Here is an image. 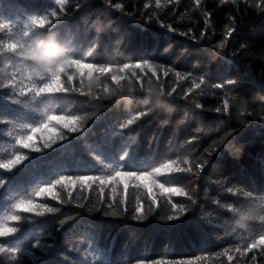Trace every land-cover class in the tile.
I'll return each instance as SVG.
<instances>
[{"label": "trees", "instance_id": "1", "mask_svg": "<svg viewBox=\"0 0 264 264\" xmlns=\"http://www.w3.org/2000/svg\"><path fill=\"white\" fill-rule=\"evenodd\" d=\"M78 2L81 3V7L75 10L73 16L66 18L59 28L62 39L70 47H77L84 52L89 44L94 42L97 29L103 28V25H98L96 29L90 27L97 17L105 23L109 19L113 20L115 22L113 27L117 29L110 34V40L94 57L86 58L88 61L111 62L113 67H119L125 62H134L130 61L129 57L137 56L141 51L145 54L154 52L157 57L156 62H162L167 66L176 61L174 71L185 75L192 72L193 76H204L207 73L206 79L209 83H221L225 85L226 90L234 89L247 97L261 93L254 83V78H264V14H256L251 8L245 12L243 0L239 4H232L231 0L227 4H221L220 0H202L203 10L211 13L207 28L204 25L203 11L195 5L194 0H180L175 8L167 0H160L162 6L155 8V0H151L149 9L143 8V4L149 0H112L113 4L123 2L126 10L135 12V20L123 17L122 13L105 4L103 0H70V3ZM141 12L144 13L143 18ZM148 15H152L151 21L147 20ZM229 17L237 20L238 34L233 33L235 39L229 37L225 48L220 50L215 46L224 39L225 29L231 23ZM85 19L88 20V25L84 24ZM157 19L171 24L178 32H189L191 29L189 35H199L203 32L204 37L199 44H196L185 36L160 28L155 22ZM124 33L130 34V46L124 43L122 35ZM4 42L6 38L0 33V43ZM242 44L246 46L244 49L240 47ZM165 48L169 51L160 56ZM234 51L238 53L237 57H233ZM5 55L9 54L5 53ZM14 60V57H10V61ZM5 63L4 58L0 57V68H4ZM12 71L11 67L7 69L9 73ZM135 71L140 70L135 69ZM131 72L132 70L129 69L122 74L128 78L121 81L122 84H127L129 79L135 84L136 78L132 77ZM97 75L93 74L92 79L99 94L103 77L96 80ZM152 79L154 86L157 78ZM159 79L165 82L166 91L170 87H176L177 92H181L190 85V80H183L172 74L168 77L161 74ZM228 80H237L239 84L230 86L227 84ZM107 83L110 89L116 87L111 84L110 78ZM140 83L145 89L149 87L147 77ZM78 84L79 80L75 79L71 87H76ZM135 86L139 88L140 85ZM7 91L0 89V98ZM119 96L123 99L95 100L80 96L78 92L70 93L68 101L63 105L65 111L80 114L96 111L98 118H94V125L93 121L85 125L86 132L79 138H71L70 141L63 142L62 148L57 145V150H49L39 171L44 174L64 172L100 175L125 148L135 155L137 161H150L153 164L169 156L176 158L189 153L191 158L195 159L206 154V150L214 141L233 128L241 129L235 141L240 154L238 157L234 155L235 149H233L224 152L219 158L214 157L217 160L216 165L206 169L207 174L202 173L201 180H196L191 174H175L184 176L183 184L195 187L194 199H196V204L192 205L191 201L183 196L172 197L173 202H182L188 207L184 217L185 224L179 229L170 228L167 222L154 213L143 221H136L130 217L127 220L115 219L110 216L105 217L95 210L89 211L88 209H92L96 204L95 198L98 192L96 185H93L96 191L86 189L83 193L88 197L85 209L76 208L74 202L61 206L56 201L45 198L43 202L49 206L60 207L61 212L48 213L44 217L24 214L27 218L21 221L23 233L30 238L40 236L42 240L52 242L47 233L54 230L57 221L65 215L79 212L80 215L72 222L76 225L74 231L64 234L55 233L56 244L63 255L68 257L64 264H73L74 259L81 258L79 254L69 251L70 243L75 242L77 246L86 249L94 239L110 241L109 258L114 264H125L126 261L132 264L136 259L144 257L195 260L197 256L204 257L198 264H229L227 255H217L225 248L233 249V253H230L233 255L231 264H237L238 261L239 264H249L247 257L252 253H247L246 257L241 258L234 250L250 235L258 233L261 224L253 223L247 229L236 228L232 214L227 211V205L236 201L243 202L246 199L244 192L256 196L264 194V128L260 126L258 120L247 117L251 122L247 126H242L235 117L229 120L228 117L217 118L212 113H205L206 119L202 122L188 110L184 100L177 99L172 105L174 111L170 115L154 111L152 115L141 118L138 129L133 133L135 141L132 142L128 135H113L115 128L138 111L146 110V105H154V101L149 102L145 99L147 91L119 93ZM197 99L212 106L216 96L205 94L198 96ZM128 101H131V106H126ZM8 107L9 114L16 109L15 105L9 104ZM163 121L167 123L164 124ZM89 125L93 126L89 127ZM133 128L137 126L134 125ZM197 129L201 130L197 131ZM194 136L197 138L193 140ZM189 140L192 142L186 143ZM5 141L6 137L0 133V149L6 147ZM110 187L105 188L106 196L111 194ZM229 188L237 194L233 196L228 191ZM78 192L79 188H76L73 196ZM117 192L119 199L123 195L122 185ZM64 195L66 196V193ZM137 196L144 201L146 211L147 194L143 189L136 190L131 187L128 191L129 200L132 202L129 205L130 209ZM112 210L114 209L109 211ZM5 211L6 208L0 200V218ZM157 211L163 216L168 209L158 208ZM24 246L27 248V244ZM63 255L60 259H63ZM91 259L92 257L89 256V260ZM25 260L27 264H35V261L27 256ZM0 262L13 264L10 259L3 256H0Z\"/></svg>", "mask_w": 264, "mask_h": 264}, {"label": "snow or ice", "instance_id": "2", "mask_svg": "<svg viewBox=\"0 0 264 264\" xmlns=\"http://www.w3.org/2000/svg\"><path fill=\"white\" fill-rule=\"evenodd\" d=\"M105 4L122 13L123 17L129 20H135L136 14L133 11L126 10L123 2L112 3V0H103ZM175 8L180 0H167ZM241 0H231L232 4H239ZM195 5L203 11L205 17L204 25L207 28L210 24V12L202 8V0H194ZM221 4L229 3V0H220ZM244 10L247 12L251 8L256 14H264V0H243ZM160 0H155V8H160ZM81 7V3H70V0H6L0 2V33H3L6 42L0 43V57L6 61L4 68L13 69L8 72V76L3 82H0V89H7L6 94L0 98V133L6 137V147L0 149V200H2L6 211L0 218V256L10 259L13 264H27L25 256L35 261V264H64L68 259L63 255L62 250L56 244L55 233H67L74 231L76 225L72 222L80 215L77 212L74 215H65L60 218L53 231H49L47 236L52 242L42 240L40 236L30 238L25 235L21 228V221L27 217L24 214H32L35 217H44L46 214H56L61 212L60 207L49 206L43 202L45 198L56 201L57 204L64 206L74 202L76 208L85 209V202L88 197L83 195L86 189L96 191V204L89 211L95 210L105 217L127 220L129 217L136 221H143L153 213L169 224L170 228L179 229L185 224V213L188 207L182 202H173V196H183L192 205L196 204L194 199L195 187H190L182 183L184 176L175 174H191L196 180L203 179L206 169L214 167L217 163L215 158H219L224 152L230 149L239 150L236 146V138L241 129L233 128L214 141L212 146L206 150V154L191 158V153L172 158L169 156L157 164L150 161H137L135 155L125 148L114 158L109 166L105 168L103 174H68L64 172H55L44 174L39 169L44 162L45 156L49 150H57L56 146L62 148L63 142L70 141L71 138H79L86 132L85 125L89 121L95 123L94 118H98L96 111L80 114L72 111H65L63 105L68 101L69 94L78 92L80 96L90 97L95 100L109 99L117 93L125 92H145L152 94L158 89L166 98V102L173 105L177 99L186 102L188 110L198 117L202 122L206 119L205 113H212L217 118L233 117L230 104L234 100V89L226 90L225 85L221 83H209L204 76H193L192 72L185 75L182 72L174 71L176 61L170 65L162 62H156L157 57L154 52L130 56L129 60L134 62H125L119 67H113L111 62H103L86 58L94 57L98 50L102 49L107 41L110 40V34L117 31L113 27L114 21L109 19L106 23L99 17L92 22L90 27L103 25L105 31L103 34L96 31L97 35L94 42L90 43L84 52L77 47H70L61 37L59 28L65 19L74 15L75 10ZM151 7V0L143 4L144 9ZM144 13L141 12V18ZM152 15H148L147 20L151 21ZM231 23L227 26L224 33V39L215 46L220 50L225 48L229 37L233 33L238 34L239 24L236 19L229 17ZM160 28L167 32L177 33L199 44L204 34L189 35V32H178L171 24L155 21ZM84 24L88 25L87 19ZM43 30V31H41ZM125 45L130 46V34H122ZM55 37L65 49V65L59 69L49 70L47 75L39 78H33L31 73L36 71L34 65L28 63L25 57L31 53H38L46 41ZM235 39V37H233ZM241 49L246 46L241 45ZM169 51L165 48L159 55L163 56ZM5 53L9 55H5ZM233 57L238 53L233 52ZM14 57V61H10ZM179 59V57L177 58ZM225 59H227L225 57ZM71 69V71H69ZM131 69L132 77H135V84L128 80L127 84H122L127 78L122 75L126 70ZM135 69H139L136 72ZM151 75L148 76L147 74ZM93 74H98L96 80L101 81L102 88L98 94L95 90V81ZM161 74L168 77L169 74L183 79L190 80V85L177 92L176 87H170L165 90L164 81L159 79ZM66 77V79H63ZM147 77L149 87L144 88L140 83ZM157 78L153 86V79ZM110 78L111 84L115 88L109 87L107 83ZM75 79L79 80L76 87H71ZM87 79V83H85ZM254 83L261 92H264V78H254ZM139 84V88L135 85ZM230 86H238L237 80H228ZM204 86V87H202ZM174 93L176 95L174 96ZM195 93V95H193ZM205 94L215 95L216 101L212 106L206 105L197 99L198 96ZM240 94V93H239ZM15 105L16 109L9 114L8 105ZM154 113L153 105H146V110H140L135 115L120 122L115 128L113 135L125 134L130 136L139 127L138 122L141 118L148 117ZM254 119V118H253ZM255 120V119H254ZM251 121H249L250 123ZM262 128L264 122L257 121ZM89 125V127L93 126ZM136 125L137 128H133ZM242 126H244L241 123ZM201 129H197L200 131ZM193 137L192 139H196ZM134 142L135 138H131ZM192 141H186L191 143ZM130 148V144H129ZM36 154V155H34ZM164 178V179H161ZM96 185V189H93ZM123 186V195L117 199V189ZM110 187V195H105V188ZM129 187L136 190L143 189L147 194L148 201L145 211L144 201L137 196L131 209L132 203L128 197ZM79 188L76 196L73 191ZM228 191L235 196L237 194L232 188ZM66 193V196L64 195ZM246 198L243 202L236 201L234 204L227 205V211L231 213L234 207L248 201L264 202V194L259 196L248 192L243 193ZM161 200L163 203L161 204ZM264 206V204H262ZM158 208H167L163 216L157 211ZM110 209H114L109 211ZM69 227L66 228L65 226ZM27 244V248H25ZM110 241L107 239H94L92 244L82 249L75 242L70 243L69 251L79 254L81 258L73 260V264H114L110 257ZM240 254L241 258L247 256L249 264H264V223H261V229L245 239L242 245H238L234 250ZM232 248H225L218 256L227 255L229 264L233 260ZM63 255V259L60 257ZM89 256L92 257L89 260ZM203 256H197L195 260L186 259H168L161 257L159 259H147L146 257L136 259L132 264H198L203 260ZM2 264V262H0ZM125 264H128L126 261ZM239 264V261L237 262Z\"/></svg>", "mask_w": 264, "mask_h": 264}, {"label": "clouds", "instance_id": "3", "mask_svg": "<svg viewBox=\"0 0 264 264\" xmlns=\"http://www.w3.org/2000/svg\"><path fill=\"white\" fill-rule=\"evenodd\" d=\"M97 31L104 32V28H98ZM65 49L63 45L55 37L49 38L45 46L38 53H31L25 57L26 61L35 66L36 71L32 72L33 78H39L47 75L49 70L59 69L65 65ZM8 72L5 68H0V80L6 79ZM122 100L123 97L117 93L111 100ZM149 102L154 101L153 110L155 112L170 115L174 108L170 103L166 102V98L162 93L155 90L152 94L145 96ZM126 106H131V101H128ZM233 117L239 120L244 126L249 124L247 117L264 122V92L258 93L255 96L247 97L242 94H234V100L230 104ZM162 123L166 124L167 121ZM135 138V134H131L130 138ZM233 149H230L232 151ZM240 150H235L234 155L237 157ZM264 202L248 201L240 206L234 207L231 214L234 218V225L238 229H247L253 223H264Z\"/></svg>", "mask_w": 264, "mask_h": 264}, {"label": "bare ground", "instance_id": "4", "mask_svg": "<svg viewBox=\"0 0 264 264\" xmlns=\"http://www.w3.org/2000/svg\"><path fill=\"white\" fill-rule=\"evenodd\" d=\"M258 77V76H257Z\"/></svg>", "mask_w": 264, "mask_h": 264}]
</instances>
